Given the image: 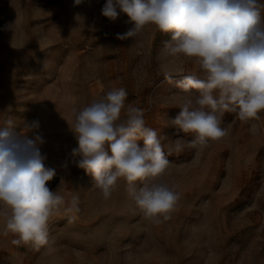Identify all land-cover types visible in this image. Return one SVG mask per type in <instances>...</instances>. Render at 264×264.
Masks as SVG:
<instances>
[{
	"label": "rangeland",
	"instance_id": "obj_1",
	"mask_svg": "<svg viewBox=\"0 0 264 264\" xmlns=\"http://www.w3.org/2000/svg\"><path fill=\"white\" fill-rule=\"evenodd\" d=\"M105 3L0 0V126L11 118L26 134L24 123L39 121L45 166L56 170L49 187H59L66 202L78 196L80 208L69 219L61 207L39 249L12 244L16 237L2 234L0 218V264H264V113L248 122L225 113V137L169 157L155 182L179 199L159 224L144 218L124 180L105 201L92 176L69 159L78 147L69 128L75 112L113 89L127 92L121 119L129 105L143 109L166 153L178 136L185 145L193 136L170 126L189 94L163 73L202 77L198 63L165 57L170 34L154 25L117 39L133 24L125 13L115 21L103 16Z\"/></svg>",
	"mask_w": 264,
	"mask_h": 264
},
{
	"label": "clouds",
	"instance_id": "obj_2",
	"mask_svg": "<svg viewBox=\"0 0 264 264\" xmlns=\"http://www.w3.org/2000/svg\"><path fill=\"white\" fill-rule=\"evenodd\" d=\"M82 2L74 0V6ZM101 12L111 21L121 13L129 17L133 27L117 33L119 40L135 38L149 25L170 34L162 54L194 58L203 73L202 77L188 74L176 80L172 72L163 73L169 83L189 94L178 114L170 118V126L178 133L193 134L187 145L178 136L167 153L158 132L145 126L143 109L129 105L121 119L127 97L124 88L113 89L77 110L74 122H68L78 142L69 159L92 176V186L102 198L109 200L122 179L128 197L144 218L159 224L169 218L179 199V193L167 184L155 182L166 173L169 157L185 147H203L225 137L227 130L221 127L225 113H234L241 122L259 119L264 113V3L106 0ZM6 27L13 30L12 25ZM193 90L198 95L193 96ZM24 127L26 134L11 118L0 126V218L2 234L16 237L12 244L39 249L49 242L52 216L63 207L69 219H74L71 214L80 211L79 197L66 202L59 187H49L56 170L45 166L47 156L41 149L46 141L39 121L24 123ZM251 131H256L255 124ZM67 166L65 161L63 167Z\"/></svg>",
	"mask_w": 264,
	"mask_h": 264
}]
</instances>
